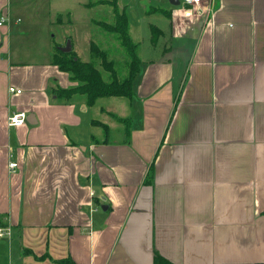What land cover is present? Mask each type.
I'll return each instance as SVG.
<instances>
[{
    "label": "crops",
    "instance_id": "1",
    "mask_svg": "<svg viewBox=\"0 0 264 264\" xmlns=\"http://www.w3.org/2000/svg\"><path fill=\"white\" fill-rule=\"evenodd\" d=\"M171 1L122 9L134 96L99 109L55 98L75 83L44 34L22 39V10L66 0H0V264H264V0H203L208 18Z\"/></svg>",
    "mask_w": 264,
    "mask_h": 264
},
{
    "label": "trees",
    "instance_id": "2",
    "mask_svg": "<svg viewBox=\"0 0 264 264\" xmlns=\"http://www.w3.org/2000/svg\"><path fill=\"white\" fill-rule=\"evenodd\" d=\"M96 4V3H95ZM94 4V5H95ZM101 6L110 8L107 14L110 22L93 21L92 27L98 32L90 34L88 44L89 60L82 61L73 50L68 53L62 52L60 45L53 44L51 50V64L69 75L74 86L61 89L54 87L52 94L58 100L70 101L74 96L84 98L87 107L103 108L98 101L104 99H127L134 96V79L139 72L140 61L136 54V44L128 33V23L125 12L119 10L117 0H99ZM91 3L86 5L89 7ZM152 9H150L151 11ZM149 12V11H148ZM164 13L160 9L153 11ZM68 16V15H67ZM60 15H58L59 19ZM69 17V16H68ZM92 33V32H91ZM70 39V37L65 38ZM95 40L98 42H95ZM115 122L123 125L128 119L102 109ZM125 121V122H126ZM95 126L100 127L108 137L109 127L101 120L95 118ZM153 168L149 167L145 182L152 179ZM3 228V226H0ZM153 264H174L163 258L156 250L152 255Z\"/></svg>",
    "mask_w": 264,
    "mask_h": 264
},
{
    "label": "rangeland",
    "instance_id": "3",
    "mask_svg": "<svg viewBox=\"0 0 264 264\" xmlns=\"http://www.w3.org/2000/svg\"><path fill=\"white\" fill-rule=\"evenodd\" d=\"M84 3H86L87 5L91 3V5L89 7H84L83 6ZM98 3L99 0H77V1L66 0V2L63 3L61 2L56 3L57 9L56 12L54 13L53 10L51 9H47L45 11L47 5H42L41 10L39 11L42 14L34 18H32L28 12L22 10L21 26L27 27V29L23 28L24 31L22 33L23 35L22 39L25 40L27 37L30 38L32 37V34H36V36H39L38 33H40V35L42 33L44 34L43 36L44 40H47L48 46L50 45V43L51 46H53V44H58L60 42L62 36L63 38L70 37L73 50L77 53V55L80 57L82 61H87L89 60L88 57L89 56L88 44L90 40L89 33L92 32L91 34H94L95 32V35L98 33L95 31V29L98 30L97 28L93 29L92 22L93 21L110 22V16L107 14V12L110 13L108 10L109 8L106 6H101ZM143 4L146 8L145 11H149V12L151 9L150 7L152 6H157L162 9H165L170 6L169 0H117L118 8L120 10L126 8V11L128 12L129 16H131L130 13H134L135 15L136 10L141 9L143 7ZM63 7H65L66 12L60 13L63 17L61 24H59V26L51 25L52 16L56 18L58 16L60 8ZM173 8L180 9V6ZM30 20L32 21L30 22ZM57 21H59V19H57ZM27 23H29L28 26L26 25ZM151 23L154 24V22L152 21ZM95 42L97 41L95 40ZM120 101H125V100L120 99ZM95 118L101 121L103 119V117L99 116L98 114L95 115ZM96 131H99V129ZM109 138H111V136H109Z\"/></svg>",
    "mask_w": 264,
    "mask_h": 264
},
{
    "label": "built area",
    "instance_id": "4",
    "mask_svg": "<svg viewBox=\"0 0 264 264\" xmlns=\"http://www.w3.org/2000/svg\"><path fill=\"white\" fill-rule=\"evenodd\" d=\"M183 6V15L185 17H192L195 14H202L206 18H208L210 13V6L208 4L204 5L203 0H182ZM6 19L2 17L0 19V26ZM10 93L16 92L20 93V90H15L14 88L10 87ZM26 121V113L22 111L13 112L7 118V124L13 127H20L25 124ZM8 167L10 170L17 167L15 162H9ZM7 235V231L4 228L0 227V237Z\"/></svg>",
    "mask_w": 264,
    "mask_h": 264
},
{
    "label": "water",
    "instance_id": "5",
    "mask_svg": "<svg viewBox=\"0 0 264 264\" xmlns=\"http://www.w3.org/2000/svg\"><path fill=\"white\" fill-rule=\"evenodd\" d=\"M171 3L173 5H177L178 4V1L177 0H172ZM59 49L62 52H64V53L70 52L71 51V41H70V39H67L66 42H65V45L63 47H59ZM31 117H33L32 114H30V115H28L26 117V122L29 123V124H31V120H30ZM102 209L105 210V207H103Z\"/></svg>",
    "mask_w": 264,
    "mask_h": 264
}]
</instances>
